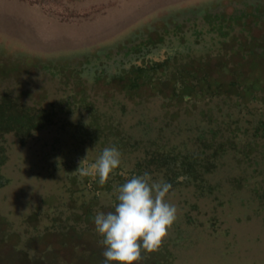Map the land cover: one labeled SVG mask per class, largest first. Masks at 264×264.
<instances>
[{
  "label": "rangeland",
  "instance_id": "374dc122",
  "mask_svg": "<svg viewBox=\"0 0 264 264\" xmlns=\"http://www.w3.org/2000/svg\"><path fill=\"white\" fill-rule=\"evenodd\" d=\"M4 105L0 264H104L134 173L177 209L135 264H264V0H0Z\"/></svg>",
  "mask_w": 264,
  "mask_h": 264
},
{
  "label": "clouds",
  "instance_id": "9594fccd",
  "mask_svg": "<svg viewBox=\"0 0 264 264\" xmlns=\"http://www.w3.org/2000/svg\"><path fill=\"white\" fill-rule=\"evenodd\" d=\"M121 164V153L106 147L92 165L101 184ZM171 185L152 182L148 173L127 179L116 189L114 211H97L96 232L103 237L104 264H135L142 252L157 251L177 218L175 205L166 197Z\"/></svg>",
  "mask_w": 264,
  "mask_h": 264
},
{
  "label": "flooded vegetation",
  "instance_id": "af4514ba",
  "mask_svg": "<svg viewBox=\"0 0 264 264\" xmlns=\"http://www.w3.org/2000/svg\"><path fill=\"white\" fill-rule=\"evenodd\" d=\"M82 166H83V169H82V171H84V177L85 178H89V180H90V185H94L95 183H96V180H97V175H95L94 174V172H92V171H88V163L85 161L83 164H82ZM114 172L115 173H119L120 171L119 170H114ZM122 175V174H121ZM118 176V175H117ZM134 176H135V173H134ZM122 179L125 177L124 175H122V176H120ZM125 179V178H124ZM111 182H113V180H111ZM95 186H93L92 187V191H94V189L96 188H94ZM94 188V189H93ZM99 190H95V192H98ZM97 195H99V192L98 193H95V196L97 197Z\"/></svg>",
  "mask_w": 264,
  "mask_h": 264
},
{
  "label": "trees",
  "instance_id": "16d2710c",
  "mask_svg": "<svg viewBox=\"0 0 264 264\" xmlns=\"http://www.w3.org/2000/svg\"><path fill=\"white\" fill-rule=\"evenodd\" d=\"M5 105H6V104H5ZM5 105H4L3 107L0 106V109L2 108V110H4V111L7 110V109H6V106L9 107V105H6V106H5ZM26 118H28L26 121H30V120H29V116H26ZM36 118H37V117H36ZM37 119H38V118H37ZM34 120H35V119H34ZM37 123H38V122H37ZM30 124L32 125V122H31ZM39 125H40V124H39ZM40 126H41V125H40ZM28 127H29V126H28ZM4 128H5V125L3 126V123L0 122V131H1L2 129H4Z\"/></svg>",
  "mask_w": 264,
  "mask_h": 264
}]
</instances>
